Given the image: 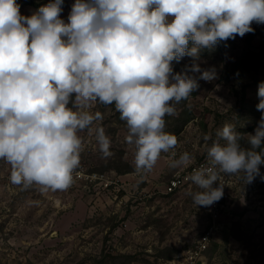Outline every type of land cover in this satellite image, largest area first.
Here are the masks:
<instances>
[{
  "label": "clouds",
  "instance_id": "obj_1",
  "mask_svg": "<svg viewBox=\"0 0 264 264\" xmlns=\"http://www.w3.org/2000/svg\"><path fill=\"white\" fill-rule=\"evenodd\" d=\"M63 3L50 0L25 16L16 0H0V160L11 166L13 184L42 191L72 186L83 147L78 133L94 124L100 152L111 155L97 123L103 115L92 111L97 103L114 105L126 122L135 172L143 178L178 144L165 131V117L175 115L200 80L218 79L214 66L201 67L202 53L253 33V22L264 25V0H74L67 21ZM185 57L190 62L175 72L173 62ZM257 95L254 134L225 123L215 139L203 136L207 162L186 177L199 189L188 192L196 206L222 198V174L246 184L257 176L264 181V82ZM192 160L184 152L169 167Z\"/></svg>",
  "mask_w": 264,
  "mask_h": 264
},
{
  "label": "rangeland",
  "instance_id": "obj_2",
  "mask_svg": "<svg viewBox=\"0 0 264 264\" xmlns=\"http://www.w3.org/2000/svg\"><path fill=\"white\" fill-rule=\"evenodd\" d=\"M16 2L25 16L38 9ZM73 3L66 0L62 6L61 18L66 21ZM252 27L259 32L253 41L258 47L264 25L253 22ZM246 35L229 39L225 51L216 47L202 53L201 67L214 66L218 79L200 80L199 88L175 106V115L166 116L165 131L175 126L179 115H189L190 120L176 135L175 149L162 153L143 178L135 172L126 122L120 120L114 105L99 103L92 111L103 115L97 123L111 141V155L104 157L100 152L94 124L91 131L78 133L83 141L80 166L106 173L110 188H24L11 182L9 164L0 160V264H170L178 253L194 248L209 221L203 206H196L188 195L199 189L191 183L171 194H164V189L175 173L207 162L205 134L215 139L216 130L225 123L254 134L261 117L256 108L257 74L249 73L243 80L230 74L244 52ZM181 62L173 67L175 72L190 58ZM184 152L192 155V162L170 168V161ZM260 173L264 175L261 166ZM220 183L229 198L223 202L225 211L218 217L205 264H264V181L257 176L246 184L238 175L222 174Z\"/></svg>",
  "mask_w": 264,
  "mask_h": 264
},
{
  "label": "built area",
  "instance_id": "obj_3",
  "mask_svg": "<svg viewBox=\"0 0 264 264\" xmlns=\"http://www.w3.org/2000/svg\"><path fill=\"white\" fill-rule=\"evenodd\" d=\"M206 164L205 161L197 162L195 165L189 167L186 171L178 172L171 177V179L167 182L164 189V194H171L176 191V189L183 187L191 182L186 179V177L192 172L194 168L200 167L201 165ZM8 175L9 178L11 176V166L8 167ZM217 182L214 184L218 186ZM110 182L108 180V175L106 173H100L97 171H90L85 167L79 166L74 173V183L72 187H76L78 185H82L87 190L92 189H101V188H110ZM22 186V185H21ZM23 187V186H22ZM39 185H32L28 188H39ZM229 198V195L224 194L222 198L215 202L213 205L209 207H202V210L209 216V221L207 225V229L201 235V237L197 240L194 248L187 251L188 253L180 252L174 257V259L170 262V264H205L204 255L207 249L210 247V243L212 241V237L216 233L218 217L220 213L225 211L224 203ZM223 199V200H222Z\"/></svg>",
  "mask_w": 264,
  "mask_h": 264
},
{
  "label": "trees",
  "instance_id": "obj_4",
  "mask_svg": "<svg viewBox=\"0 0 264 264\" xmlns=\"http://www.w3.org/2000/svg\"><path fill=\"white\" fill-rule=\"evenodd\" d=\"M49 2L50 0H19V3L22 5H29L38 8ZM65 2L66 0H64L63 6L65 5ZM257 36H259V32L256 29H254L253 33H247L246 47L244 52L242 53L241 57L235 63H233L230 74L243 80L245 75L254 72L257 74L254 82L260 84L261 82H264V31L261 36L260 45L255 47L253 41ZM228 44V41H222L217 47L218 49H224L223 51H225ZM181 64L182 62L178 64L173 62V67L181 66ZM166 119L167 118L165 117V120ZM189 120V115L185 117H183V115L182 117L179 115L175 119V126L172 129L166 131L176 136L182 130L183 126L189 122ZM247 130L249 129H243L241 130V133H246ZM241 143L246 146V137L245 140L241 141ZM261 167L264 170V164H262Z\"/></svg>",
  "mask_w": 264,
  "mask_h": 264
},
{
  "label": "water",
  "instance_id": "obj_5",
  "mask_svg": "<svg viewBox=\"0 0 264 264\" xmlns=\"http://www.w3.org/2000/svg\"><path fill=\"white\" fill-rule=\"evenodd\" d=\"M199 264H201V263H199Z\"/></svg>",
  "mask_w": 264,
  "mask_h": 264
}]
</instances>
